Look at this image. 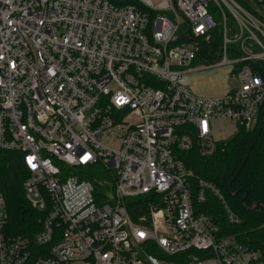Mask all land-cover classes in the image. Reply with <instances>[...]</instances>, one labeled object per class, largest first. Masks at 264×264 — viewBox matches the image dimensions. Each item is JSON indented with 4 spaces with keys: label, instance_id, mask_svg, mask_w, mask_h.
<instances>
[{
    "label": "built area",
    "instance_id": "2783aa9c",
    "mask_svg": "<svg viewBox=\"0 0 264 264\" xmlns=\"http://www.w3.org/2000/svg\"><path fill=\"white\" fill-rule=\"evenodd\" d=\"M223 65L229 92L193 94ZM263 105L264 0H0V155L19 152L43 214L11 234L0 180V264H264L197 209L176 153L210 157ZM98 165L97 186L78 170Z\"/></svg>",
    "mask_w": 264,
    "mask_h": 264
},
{
    "label": "trees",
    "instance_id": "16d2710c",
    "mask_svg": "<svg viewBox=\"0 0 264 264\" xmlns=\"http://www.w3.org/2000/svg\"><path fill=\"white\" fill-rule=\"evenodd\" d=\"M176 153L178 159L194 173L191 184L197 209L214 218L221 236H235L248 248L259 250L264 261V105L252 131L241 128L235 136L220 142L210 157H203L198 150H178ZM20 157L19 152L1 153L0 180L10 217L9 231L13 235L33 237L40 230L38 219L43 214L31 206L23 192V182L28 174ZM98 168L101 166H86L78 171L98 186L94 170ZM200 179L218 188L238 222L229 219L225 205L213 191H207L205 201L197 200ZM99 193L100 190L97 191ZM146 201L148 198L142 197L128 202L133 217L134 213L146 210ZM133 204L141 206L137 207V212Z\"/></svg>",
    "mask_w": 264,
    "mask_h": 264
},
{
    "label": "rangeland",
    "instance_id": "374dc122",
    "mask_svg": "<svg viewBox=\"0 0 264 264\" xmlns=\"http://www.w3.org/2000/svg\"><path fill=\"white\" fill-rule=\"evenodd\" d=\"M197 66L202 67V62H197ZM230 66L223 65L218 68L198 69L191 74L190 89L193 94L203 97H221L229 92L234 83Z\"/></svg>",
    "mask_w": 264,
    "mask_h": 264
},
{
    "label": "snow or ice",
    "instance_id": "6c2138e0",
    "mask_svg": "<svg viewBox=\"0 0 264 264\" xmlns=\"http://www.w3.org/2000/svg\"><path fill=\"white\" fill-rule=\"evenodd\" d=\"M85 159H87V157H85Z\"/></svg>",
    "mask_w": 264,
    "mask_h": 264
}]
</instances>
